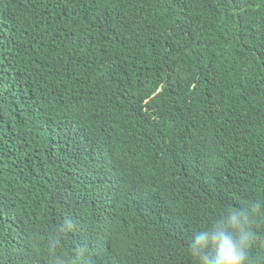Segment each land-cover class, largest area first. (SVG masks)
<instances>
[{"label": "trees", "instance_id": "1", "mask_svg": "<svg viewBox=\"0 0 264 264\" xmlns=\"http://www.w3.org/2000/svg\"><path fill=\"white\" fill-rule=\"evenodd\" d=\"M256 202L264 0H0V264H196Z\"/></svg>", "mask_w": 264, "mask_h": 264}, {"label": "clouds", "instance_id": "2", "mask_svg": "<svg viewBox=\"0 0 264 264\" xmlns=\"http://www.w3.org/2000/svg\"><path fill=\"white\" fill-rule=\"evenodd\" d=\"M258 220L264 221V202L229 209L194 231L187 251L196 264H255L250 251L260 239L255 228Z\"/></svg>", "mask_w": 264, "mask_h": 264}]
</instances>
